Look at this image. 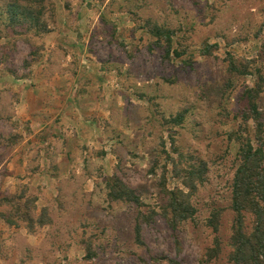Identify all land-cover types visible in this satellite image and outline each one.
<instances>
[{
	"label": "rangeland",
	"instance_id": "rangeland-1",
	"mask_svg": "<svg viewBox=\"0 0 264 264\" xmlns=\"http://www.w3.org/2000/svg\"><path fill=\"white\" fill-rule=\"evenodd\" d=\"M8 1L0 0V264H229L238 151L230 136L255 76L231 80L226 66L249 61L264 78V0H45L46 33L7 26ZM155 28L174 32L181 58L165 57ZM65 101L88 130L69 160L51 138L27 142L28 122L15 111L30 102L54 130L66 122L57 117ZM258 106L264 124V89ZM192 168L203 179L191 197L196 213L173 232L151 212L165 204L162 185L181 187L178 175ZM112 176L139 206L108 198ZM17 204L33 220L42 214L43 226L29 232ZM217 210L221 252L206 262V223Z\"/></svg>",
	"mask_w": 264,
	"mask_h": 264
},
{
	"label": "trees",
	"instance_id": "trees-1",
	"mask_svg": "<svg viewBox=\"0 0 264 264\" xmlns=\"http://www.w3.org/2000/svg\"><path fill=\"white\" fill-rule=\"evenodd\" d=\"M44 5L45 0H9L4 10L6 25L25 28L27 31L48 32L46 25L41 21ZM150 34L163 42L166 58H170L172 54L175 58L184 55V52L172 48L173 31L155 28ZM209 49L211 48L205 49L202 55H209ZM250 65L249 61L238 62L231 58L227 59L226 69L231 80L247 75L255 76L251 86H243L241 97L245 109L240 118L242 125L230 136L238 145V151L231 185L230 209L234 218L228 240L229 264H264V124L258 106V99L264 89V78L259 70L252 73ZM249 122L252 123V130L249 129ZM201 173L200 168H192L183 176L178 175L181 178V187L167 189L162 185L165 204L159 207V213L152 211L151 217L162 218L173 232L181 224L192 220L196 209L191 197L197 189V184L202 183ZM106 187L107 196L112 201L130 202L137 206L141 204L134 191L116 176L107 179ZM26 207L15 205V213L17 218L28 222L27 229L32 232L36 222V225L43 226V216L40 214L36 220H33L26 212ZM22 209L25 210L24 213L21 212ZM146 217L148 216H143V219L146 220ZM220 218L221 211L217 210L207 219L206 226L211 229L214 238L212 247L206 252V262L217 258L221 252V242L218 237ZM247 218H250L249 225L246 222ZM140 237V226L137 224L135 226L137 242H140Z\"/></svg>",
	"mask_w": 264,
	"mask_h": 264
},
{
	"label": "crops",
	"instance_id": "crops-1",
	"mask_svg": "<svg viewBox=\"0 0 264 264\" xmlns=\"http://www.w3.org/2000/svg\"><path fill=\"white\" fill-rule=\"evenodd\" d=\"M86 99V98H84ZM83 100V99H82ZM80 99H76V101H81ZM80 105V104H78ZM71 107L75 106H69V102L65 101L62 106L57 108V117L60 116L62 120H66V122H61L63 125L56 127L54 125V130H52V126L50 123L47 122V120L40 118L38 116H35V109L36 107L30 103H20L17 107V104H15V111L17 108V112L19 115L23 116L24 120H27L28 125H29V136L27 138V142L43 146V144H47V140L51 138L53 140V143L51 145L53 146H59V154L60 156L63 155L64 160H69L72 155L74 154L73 151L76 149V146H78V139L86 137V134L88 133V130L84 127H79V115L74 112ZM49 107H46V111L48 110ZM79 109L84 108L82 105L78 107ZM77 109V108H76ZM40 110V108H38ZM50 125L49 127L47 125ZM51 128V129H50ZM67 128H70L68 131ZM54 131L53 134H58L59 138L54 139L50 137L47 132ZM59 131V133H57ZM39 134V135H37ZM98 134V130H97ZM29 139V140H28ZM50 142V141H49ZM48 142V143H49Z\"/></svg>",
	"mask_w": 264,
	"mask_h": 264
}]
</instances>
